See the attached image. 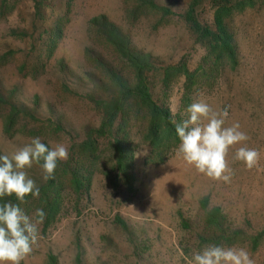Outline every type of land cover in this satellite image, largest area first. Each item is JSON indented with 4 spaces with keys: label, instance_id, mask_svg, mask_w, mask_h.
Wrapping results in <instances>:
<instances>
[{
    "label": "rangeland",
    "instance_id": "374dc122",
    "mask_svg": "<svg viewBox=\"0 0 264 264\" xmlns=\"http://www.w3.org/2000/svg\"><path fill=\"white\" fill-rule=\"evenodd\" d=\"M154 1L171 12L140 0H0V156L36 137L69 148L48 182L39 165L26 169L39 196L20 207L46 216L21 264H48L51 255L57 264H189L207 244L243 247L264 264V0L228 19L235 65L189 29L191 0ZM109 27L151 58V94L173 121L187 119L197 100L227 109L225 126L239 122L260 153L257 166L236 161V145L231 181L213 182L176 155L179 139L152 145L146 106L121 95L117 78L132 85L135 69ZM116 139L135 177L130 190ZM9 202L18 203L0 197ZM215 208L220 224L208 221Z\"/></svg>",
    "mask_w": 264,
    "mask_h": 264
},
{
    "label": "clouds",
    "instance_id": "9594fccd",
    "mask_svg": "<svg viewBox=\"0 0 264 264\" xmlns=\"http://www.w3.org/2000/svg\"><path fill=\"white\" fill-rule=\"evenodd\" d=\"M186 111L187 119L173 123L180 141L176 155L187 166L213 182L228 183L233 175L228 155L236 145L241 146L236 148L234 159L248 170L257 166L260 153L247 146L250 137L241 130L239 122L225 126L227 109L215 110L204 100H197ZM68 158L67 145L58 143L49 149L39 137L33 138L11 158L0 156V197L14 196L18 202L0 205V264H21L31 254L38 242L39 226L46 216L44 209L38 208L31 218L20 207L29 195L39 196V187L29 178L26 169L39 165L42 180L48 182L55 178L58 163ZM189 264H255V261L243 247L207 244L193 250Z\"/></svg>",
    "mask_w": 264,
    "mask_h": 264
},
{
    "label": "trees",
    "instance_id": "16d2710c",
    "mask_svg": "<svg viewBox=\"0 0 264 264\" xmlns=\"http://www.w3.org/2000/svg\"><path fill=\"white\" fill-rule=\"evenodd\" d=\"M143 4L150 3L154 8L164 12H171V9L154 0H140ZM252 0H191L189 10L185 15V19L189 29L198 37L200 42L208 41L210 49L218 51L225 56V60L232 65L237 63L235 58V50L232 40V34L229 31V18L232 15L244 11L247 7L253 6ZM206 6L211 7L212 15L209 24L205 11ZM107 38H110L119 52L133 65L134 82L129 85L122 77L117 78L121 95L124 98L130 96L137 97L147 108L149 121L147 126V138L152 145L159 146L169 138H177L175 132V123H173L171 112L168 108L160 106L153 98L150 91L149 74L156 68L152 63L151 58L146 55L139 54L132 50L129 43L124 38V35L118 30L108 28L105 31ZM170 67H166L169 69ZM184 73L187 74L188 68L183 67ZM191 77L190 75H188ZM117 103H114L116 105ZM100 130L104 131V122ZM122 142L116 139L118 159L117 168L123 173L125 182L130 190L133 188L135 177L133 172L127 171L125 165V151L121 144ZM12 198L15 199L13 196ZM221 217L219 209L215 208L208 214V221L220 224ZM48 264H57L54 256H50Z\"/></svg>",
    "mask_w": 264,
    "mask_h": 264
}]
</instances>
